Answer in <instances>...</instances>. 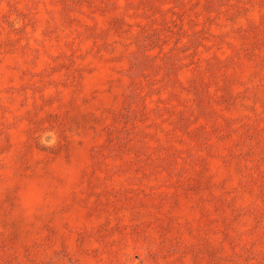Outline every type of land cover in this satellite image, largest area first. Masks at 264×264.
Masks as SVG:
<instances>
[{"label": "rangeland", "instance_id": "rangeland-1", "mask_svg": "<svg viewBox=\"0 0 264 264\" xmlns=\"http://www.w3.org/2000/svg\"><path fill=\"white\" fill-rule=\"evenodd\" d=\"M0 264H264V0H0Z\"/></svg>", "mask_w": 264, "mask_h": 264}]
</instances>
